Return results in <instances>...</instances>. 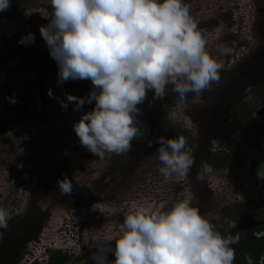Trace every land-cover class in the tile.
Instances as JSON below:
<instances>
[{
	"label": "rangeland",
	"instance_id": "374dc122",
	"mask_svg": "<svg viewBox=\"0 0 264 264\" xmlns=\"http://www.w3.org/2000/svg\"><path fill=\"white\" fill-rule=\"evenodd\" d=\"M185 3L208 39V49L223 65L219 83L199 95L189 93L183 102L168 91L165 97L171 99L170 105L161 115L157 109L162 108V98L149 104V92L137 117L147 137L135 138L127 153H106L102 159L78 141L72 122L80 112L73 111L72 103L62 110L58 100L47 94L51 89L55 97L65 100V92L84 97L92 87L89 80H68L58 86L54 60L50 67L39 68L40 55L47 49L39 27L47 23L49 0L21 5L11 0V7L0 12V51H10L28 33L40 36L34 55H13L0 63V206L8 208L11 219L18 217L19 223L9 220L7 229L0 230V264H46L58 251L66 264H81L91 249L86 238L90 230L119 222L132 201L170 204L186 188L195 201L208 193L202 207L195 204L221 234L240 239L245 229L255 225L249 224L254 222L252 210L238 213L245 201L229 174L256 147L258 128L264 123V0ZM218 46L229 51L220 55ZM6 82L32 112L45 118L23 121L5 99ZM91 107L87 104L83 110ZM147 121L154 124L155 138H186L196 164L185 180L165 181L158 172L159 145L149 137ZM203 162L213 172L200 180L197 170ZM64 177L72 181L70 195L58 189L57 181ZM235 255L234 264H242L236 249ZM108 257L113 259L111 253Z\"/></svg>",
	"mask_w": 264,
	"mask_h": 264
},
{
	"label": "clouds",
	"instance_id": "9594fccd",
	"mask_svg": "<svg viewBox=\"0 0 264 264\" xmlns=\"http://www.w3.org/2000/svg\"><path fill=\"white\" fill-rule=\"evenodd\" d=\"M47 23L39 27L50 57L57 65V85L68 80H89L84 97L65 92L58 100L80 112L72 128L82 147L94 156L124 154L139 136L137 117L142 105L160 100L168 91L183 102L218 84L223 68L208 49L185 0H49ZM11 0H0V12ZM28 33L24 42H34ZM218 46L220 55L228 52ZM10 104L15 95L6 96ZM67 101V102H66ZM91 104L89 110L84 106ZM158 172L165 181L185 180L196 164L184 136H157ZM152 142V143H153ZM151 146V144L149 145ZM213 172L201 163L197 179ZM58 189L70 195L72 181L58 179ZM195 195L186 188L172 203L132 201L119 222L86 234L89 255L81 264H234L238 236L221 234L202 215ZM11 212L0 206V230L7 229ZM260 235V234H259ZM113 259H108V254ZM246 264H252L250 256Z\"/></svg>",
	"mask_w": 264,
	"mask_h": 264
},
{
	"label": "trees",
	"instance_id": "16d2710c",
	"mask_svg": "<svg viewBox=\"0 0 264 264\" xmlns=\"http://www.w3.org/2000/svg\"><path fill=\"white\" fill-rule=\"evenodd\" d=\"M33 0H18V3L24 4L31 2ZM40 42V36H36L33 43L26 44L24 41L15 45L10 51H0V63L4 59L9 58L13 55H20L22 57L26 56H32L35 53L36 48L38 47ZM41 62L39 65V68H47L50 67L54 61L53 59L50 60L48 49L43 50L42 54L40 55ZM4 88L6 89V92L8 96L15 95L16 99L18 100L17 103L12 104V107L15 109V112L23 118V121L25 120H41L44 119V115L40 112H32L28 105L26 104L24 98L18 94V92L11 86L9 82H6L4 85ZM171 99L168 97L163 96L162 102L163 106L162 109L165 110L170 105ZM140 129V135L136 138L143 139L146 137L147 131L144 128L143 123L137 121L136 125ZM238 209V213L242 212L244 209V206H240ZM18 217L12 218L10 221L19 224L17 221ZM45 220V219H44ZM19 221V220H18ZM264 230V227H259L253 231H249L246 234H244L236 243L235 245H232L233 248H235L238 251V254L240 255L242 259V264H246L245 257L250 256L252 260V264H258L260 261V258L264 254V234L262 232L261 235H256V231H262ZM66 257L63 254H60V252H55L52 256L49 264H62V261L65 260Z\"/></svg>",
	"mask_w": 264,
	"mask_h": 264
},
{
	"label": "flooded vegetation",
	"instance_id": "af4514ba",
	"mask_svg": "<svg viewBox=\"0 0 264 264\" xmlns=\"http://www.w3.org/2000/svg\"><path fill=\"white\" fill-rule=\"evenodd\" d=\"M162 106H163V103L161 107ZM161 110L162 108L157 109V112L160 115L163 114V110L162 111ZM144 111H145V108H144ZM258 129H259L258 138L254 141L255 143L254 145H256V147H254L253 150H250V151L248 150L247 155L244 156L245 160H243L242 164L238 168H236L237 170L235 169L236 171L234 170L233 172L229 174V177L231 178L234 188L235 189L238 188L240 190V194L243 195V199L245 201L243 202L244 204L240 205V206H244V209L242 210V212H240V214L241 215L245 214L247 212H250V210L253 211L251 215V221H254V222L249 223V224L254 225L255 223V225L253 227H248L247 229H245L246 230L245 234L259 227H264V143H263L264 123L260 124V127ZM153 132H154V129L150 133L149 137H151L152 140L155 141L156 138L153 136ZM138 144L139 143L137 140V144H136L137 147H138ZM141 150L143 151V149ZM201 194H204L203 197L208 195V193L207 192L205 193V191ZM203 197L201 200L202 201L205 200L206 202V198L204 199ZM195 202L202 203L201 201H198V200H196ZM256 232H257L256 235L258 234L261 235L262 232L264 234V230L256 231ZM22 247H21V250H22ZM108 259L111 260L110 257H108ZM66 261L67 259L63 260L62 264H66ZM46 264H49V262H47Z\"/></svg>",
	"mask_w": 264,
	"mask_h": 264
},
{
	"label": "water",
	"instance_id": "95a60500",
	"mask_svg": "<svg viewBox=\"0 0 264 264\" xmlns=\"http://www.w3.org/2000/svg\"><path fill=\"white\" fill-rule=\"evenodd\" d=\"M146 124H148L147 126H149V132H152V130H153V125H154L153 122H151V121L148 122V121H147Z\"/></svg>",
	"mask_w": 264,
	"mask_h": 264
},
{
	"label": "built area",
	"instance_id": "2783aa9c",
	"mask_svg": "<svg viewBox=\"0 0 264 264\" xmlns=\"http://www.w3.org/2000/svg\"><path fill=\"white\" fill-rule=\"evenodd\" d=\"M259 235V234H258ZM258 264H264V254L262 255V257L260 258V261Z\"/></svg>",
	"mask_w": 264,
	"mask_h": 264
},
{
	"label": "bare ground",
	"instance_id": "6f19581e",
	"mask_svg": "<svg viewBox=\"0 0 264 264\" xmlns=\"http://www.w3.org/2000/svg\"><path fill=\"white\" fill-rule=\"evenodd\" d=\"M201 202H203V201H201ZM204 203H205V202H204ZM204 203H203V204H204ZM200 206H201V207L203 206L202 203H200ZM204 208H205V207H204ZM201 210L203 211V209H201Z\"/></svg>",
	"mask_w": 264,
	"mask_h": 264
}]
</instances>
